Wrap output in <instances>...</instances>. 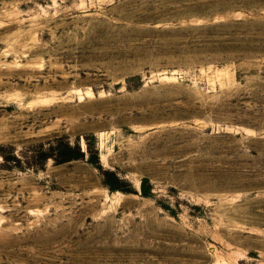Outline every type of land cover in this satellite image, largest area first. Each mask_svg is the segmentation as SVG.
<instances>
[{
  "label": "rangeland",
  "instance_id": "374dc122",
  "mask_svg": "<svg viewBox=\"0 0 264 264\" xmlns=\"http://www.w3.org/2000/svg\"><path fill=\"white\" fill-rule=\"evenodd\" d=\"M0 264H264V0H0Z\"/></svg>",
  "mask_w": 264,
  "mask_h": 264
},
{
  "label": "trees",
  "instance_id": "16d2710c",
  "mask_svg": "<svg viewBox=\"0 0 264 264\" xmlns=\"http://www.w3.org/2000/svg\"><path fill=\"white\" fill-rule=\"evenodd\" d=\"M109 188H110V189H113V186H112L110 183H109Z\"/></svg>",
  "mask_w": 264,
  "mask_h": 264
}]
</instances>
